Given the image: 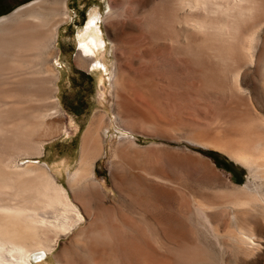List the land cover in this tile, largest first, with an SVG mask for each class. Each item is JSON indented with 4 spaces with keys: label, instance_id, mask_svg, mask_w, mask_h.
Returning <instances> with one entry per match:
<instances>
[{
    "label": "rangeland",
    "instance_id": "rangeland-1",
    "mask_svg": "<svg viewBox=\"0 0 264 264\" xmlns=\"http://www.w3.org/2000/svg\"><path fill=\"white\" fill-rule=\"evenodd\" d=\"M31 1L9 0L0 17ZM65 1L70 14L80 10L86 15L85 23L90 9L102 13L109 45L106 56L100 57L116 70L118 85L110 86L104 71L88 72L87 57L80 64L75 39L85 23L65 24L56 48L35 52L42 58L31 65L35 74L28 76L30 80L41 76L40 81L46 80L39 87L47 89L52 75L60 73V114L46 121L54 122L60 134L44 144L43 155L22 153L13 164L25 167L39 161L37 165L63 185L85 220L61 236L51 254L33 264H65L66 259L68 264H264V165L259 170L208 145L227 135L236 145L239 138L242 142L238 130H245L243 117L264 118V23L255 33L253 63L242 68L237 85L234 72H211L214 60L194 42L178 46L162 37L169 30L162 22L161 7L147 22L143 15L137 17L142 22L130 17L131 10L142 13L152 2L145 6L137 0ZM201 37L195 32L191 36L194 41ZM100 78L105 85L100 86ZM24 84L26 88L31 83ZM227 115L233 125L225 124ZM95 117L101 118L104 146L93 164L94 178L73 182L70 175L79 168L83 135ZM124 130L134 139L122 138ZM230 194L261 198L247 208L235 207ZM50 215L51 221L60 222L61 216ZM242 228L254 234L246 246L234 237Z\"/></svg>",
    "mask_w": 264,
    "mask_h": 264
},
{
    "label": "bare ground",
    "instance_id": "bare-ground-1",
    "mask_svg": "<svg viewBox=\"0 0 264 264\" xmlns=\"http://www.w3.org/2000/svg\"><path fill=\"white\" fill-rule=\"evenodd\" d=\"M136 2L145 6L152 2V6L145 8L146 11L142 13L133 9L130 17L139 19L137 17L143 15V22H147L152 18V11L154 13L161 7L162 22L165 23L166 30H169V33L162 37L178 46H188L194 42L198 50H203L209 59L214 60L215 63H212L215 66H212L214 69L211 72L217 74L234 72L233 82L237 84L242 68L253 63L255 33L264 23V0H158V2L137 0ZM111 10L110 6L109 11ZM88 16L86 26L77 33V49L82 57L80 64H85L86 61L83 59L84 56L87 57L90 60L88 72L104 71L109 77L110 86L118 85L116 70H111L106 60L101 58L109 45L101 26L102 13L99 9L92 8ZM112 16L113 14L110 13L108 17ZM69 20L70 15L65 0H33L19 7L12 14L0 17V264H33L34 255L41 259L51 254L57 247L60 237L72 233L85 220L84 215L70 200L63 185L58 183L46 169L37 165L39 161H30L25 167H17L13 164L22 153L35 154L38 157L44 150V144L59 133L54 122L48 124L46 121L60 114L57 86L60 73L52 72L51 86L47 87V82L44 85L47 89H44L39 86L41 81L45 83L43 81L46 79L40 81L42 77L37 75V78H33L32 74L35 73L31 71L35 70L30 67L40 57L35 55L36 51L40 53L48 48H56L60 28ZM139 21L142 22L140 19ZM139 21L137 20L136 23L139 24ZM170 30L173 32L171 33ZM194 32L202 36L201 39L192 40L191 36ZM56 62L57 68L61 69L63 64L59 56L56 57ZM31 75L33 77L30 80L28 76ZM24 83H31L28 84L29 87L27 86L29 89L23 86ZM99 84L105 85V80L100 78ZM225 117L231 120L230 115ZM243 118L241 120L245 130H240L239 127L243 128L240 126L241 123L237 127L241 132L239 136L242 137V142L239 138L238 144L231 145L230 140H227L230 136L227 135L228 137L225 138L219 137L218 143L208 141V145L225 150L237 160L258 168L264 165V122H260L264 118L260 121L254 118L248 121L246 117ZM100 119L93 118L83 135L79 168L70 175V180L73 182H81L85 179L89 182V178L91 181L94 178L93 164L102 153L104 146L102 135L99 134L102 127ZM228 120L225 121L227 126L233 119L230 122ZM234 121L238 123L235 118ZM227 122L230 124L228 125ZM51 127L56 129L53 130ZM64 131L65 129L62 130ZM121 137L134 139L132 133L127 130H124ZM205 143L206 146L207 142ZM248 195L247 197L245 195V198L231 195V206L247 208L253 202L258 204L261 197ZM50 214L61 216L60 222L51 221ZM50 232L55 233V237ZM234 233L235 231L233 236ZM249 233L242 228L234 237L245 245L251 237L254 238V234ZM152 260L154 261V258ZM65 261L67 262L65 264L71 263L68 259Z\"/></svg>",
    "mask_w": 264,
    "mask_h": 264
},
{
    "label": "flooded vegetation",
    "instance_id": "flooded-vegetation-1",
    "mask_svg": "<svg viewBox=\"0 0 264 264\" xmlns=\"http://www.w3.org/2000/svg\"><path fill=\"white\" fill-rule=\"evenodd\" d=\"M8 1L9 0H0V10L3 9V8H6V6L8 4ZM71 1L73 3H75V2H78L79 3L81 0H71ZM69 3H71V2H69ZM72 8H73V10L74 9L78 10L77 7H72ZM69 15H70V20L67 21L68 25H74L75 26L76 23L77 24H80V25H82L83 23H85L86 15L83 12H81L80 10H78L77 12H73V13L71 12V14L69 12ZM85 24H87V22ZM85 26L83 25V27H85ZM78 29H79V27H76V30H78ZM76 34H77V32H76ZM76 40H77V36H76V39H75V44H76V48H77V42H76Z\"/></svg>",
    "mask_w": 264,
    "mask_h": 264
},
{
    "label": "crops",
    "instance_id": "crops-1",
    "mask_svg": "<svg viewBox=\"0 0 264 264\" xmlns=\"http://www.w3.org/2000/svg\"><path fill=\"white\" fill-rule=\"evenodd\" d=\"M87 62H88V61H87ZM77 69L80 70V71H82V72H83V71H84V72L86 71V70L83 69V68H82V69H81V68H77Z\"/></svg>",
    "mask_w": 264,
    "mask_h": 264
},
{
    "label": "water",
    "instance_id": "water-1",
    "mask_svg": "<svg viewBox=\"0 0 264 264\" xmlns=\"http://www.w3.org/2000/svg\"><path fill=\"white\" fill-rule=\"evenodd\" d=\"M36 258H38L37 255H34V256H33V260H35Z\"/></svg>",
    "mask_w": 264,
    "mask_h": 264
},
{
    "label": "trees",
    "instance_id": "trees-1",
    "mask_svg": "<svg viewBox=\"0 0 264 264\" xmlns=\"http://www.w3.org/2000/svg\"><path fill=\"white\" fill-rule=\"evenodd\" d=\"M5 16V15H4ZM2 17V16H1ZM211 155V154H210Z\"/></svg>",
    "mask_w": 264,
    "mask_h": 264
},
{
    "label": "snow or ice",
    "instance_id": "snow-or-ice-1",
    "mask_svg": "<svg viewBox=\"0 0 264 264\" xmlns=\"http://www.w3.org/2000/svg\"><path fill=\"white\" fill-rule=\"evenodd\" d=\"M83 47V46H82Z\"/></svg>",
    "mask_w": 264,
    "mask_h": 264
}]
</instances>
